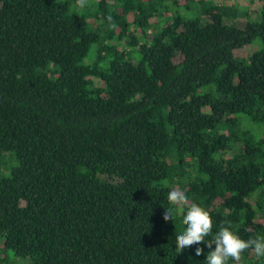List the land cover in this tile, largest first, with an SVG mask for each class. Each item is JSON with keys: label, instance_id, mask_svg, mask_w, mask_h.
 Instances as JSON below:
<instances>
[{"label": "trees", "instance_id": "trees-1", "mask_svg": "<svg viewBox=\"0 0 264 264\" xmlns=\"http://www.w3.org/2000/svg\"><path fill=\"white\" fill-rule=\"evenodd\" d=\"M260 1L238 26L213 0H0V264H206L221 227L264 237ZM173 189L212 219L180 254Z\"/></svg>", "mask_w": 264, "mask_h": 264}, {"label": "clouds", "instance_id": "clouds-1", "mask_svg": "<svg viewBox=\"0 0 264 264\" xmlns=\"http://www.w3.org/2000/svg\"><path fill=\"white\" fill-rule=\"evenodd\" d=\"M76 6L83 9L86 6V0H76ZM167 200L173 208L164 211L163 220L165 222L172 221L176 208L187 207L188 209L182 219V224L185 226L184 231L175 240L177 253L180 254L184 249L193 245L206 243L205 237L212 232V219L209 213L195 203L189 204L186 195L180 190L169 191ZM206 245L209 249L215 245L214 250L207 253L206 264H226L229 259L239 264L241 254L248 249H251L257 258L264 257V237L242 240L230 230V227H221L215 234L213 242L206 243ZM202 254L203 248L197 246L195 255Z\"/></svg>", "mask_w": 264, "mask_h": 264}, {"label": "rangeland", "instance_id": "rangeland-1", "mask_svg": "<svg viewBox=\"0 0 264 264\" xmlns=\"http://www.w3.org/2000/svg\"><path fill=\"white\" fill-rule=\"evenodd\" d=\"M213 1L220 2L223 4L237 5L239 8L238 13L237 16L234 18V20H232V22L234 21V23L238 26H244L246 22V14H245L246 12L248 11L252 12V10L258 9L261 6L260 0H213ZM227 21L231 22L230 20ZM155 22L156 19L152 18L151 23H155ZM150 35L151 32L148 31L146 33V38L150 37ZM254 48H255L254 46H245L239 50H236V54L240 56H247L252 52ZM254 258H256V256L254 252H252L248 260H252Z\"/></svg>", "mask_w": 264, "mask_h": 264}]
</instances>
